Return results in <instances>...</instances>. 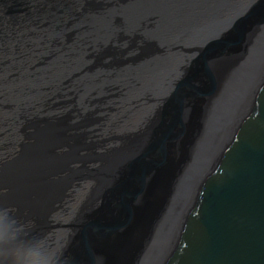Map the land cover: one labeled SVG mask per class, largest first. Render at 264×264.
Wrapping results in <instances>:
<instances>
[{"label":"water","instance_id":"95a60500","mask_svg":"<svg viewBox=\"0 0 264 264\" xmlns=\"http://www.w3.org/2000/svg\"><path fill=\"white\" fill-rule=\"evenodd\" d=\"M161 1L150 0L149 29L168 19L179 36L196 34L204 43L145 134L125 136L117 147L104 138L79 141L58 153L72 140L65 130L81 126L71 124L72 113L61 116L37 132L40 144L26 161L2 164L0 205L55 251L56 221L72 218L69 205L56 206L90 180L63 264H264V0L231 22L217 19L223 7L214 5L200 29L198 0ZM179 15L192 21L176 24ZM223 58L235 67L221 80L215 69ZM220 87L228 105L209 152L204 139L214 130ZM107 119L98 115L92 124Z\"/></svg>","mask_w":264,"mask_h":264},{"label":"bare ground","instance_id":"6f19581e","mask_svg":"<svg viewBox=\"0 0 264 264\" xmlns=\"http://www.w3.org/2000/svg\"><path fill=\"white\" fill-rule=\"evenodd\" d=\"M82 1L83 0H51L50 2L53 3L52 6H43L42 13L46 19L42 20L44 21L42 26L46 25L43 28L35 29V31L31 27H22L21 24L19 25L18 23L10 25L9 27L14 28V30H7L6 34L14 35L15 38L19 37V39L17 38L16 41L7 42L8 38H4V40L2 37L0 38V65L2 64L1 60H3V62L6 60L9 62V64L3 66L1 70L9 71L13 69L21 72V76L17 75L15 77L19 80L21 78V80L13 84L15 93L19 94V98L16 99V101L19 102L16 115H18L19 111L23 114L31 112L33 109H31L30 105L39 101L45 95V91L49 90L44 89L42 83L43 78L49 80L52 91L56 89L57 86L63 85L62 83L67 79L68 82L65 83L66 87L69 83L76 82L73 85L78 86L85 84L87 89H92L95 87L93 86L95 82H108L109 79L116 80V78L121 77L122 79L119 83L123 86L122 98H126L123 106L127 107L124 119L127 121L129 120V124L127 122L125 127H123V136L121 138L112 139L117 141V143L111 146H122L125 144V136L138 137L145 134L149 126L156 119L160 108L165 103L166 97L171 94L174 83L178 80L181 72L189 65L198 51H200L204 42L199 36L197 41L196 34H190V37L187 39L179 36L177 33L178 30L168 27V19H163L157 29H149L148 13L153 8L150 0H101L103 3L100 2V4L93 7L90 6V10L81 8ZM44 2H46V0H44ZM163 2H165V0L161 1V3ZM251 2H253V0H198V15H200L198 17V29L210 19L211 14L209 9L214 5L223 7L220 9V12H218L219 16L217 19L223 22L227 20L231 22L239 15L240 10L248 7ZM39 5L40 3H38V6ZM204 7L206 8L205 10H203ZM28 9L19 11L18 14L20 15H16L14 18L19 19L21 22H23V20L29 21L28 19L31 18L34 11L31 9L32 12L28 13ZM15 13L17 12L13 14ZM202 13H204L205 17ZM180 17V19L175 21L176 24L184 23L187 26L188 23L192 21V19H185L183 15ZM202 17H204V19ZM11 19H13V17ZM68 22L72 26L68 27L70 30L77 31L82 27V34L84 35L82 40L85 41L84 46H82V41L78 37L79 33L75 32V34H73L74 38L72 40L69 39L68 44L60 43V45L55 48L54 51L60 50V52L54 53H63L62 57H56L52 54V49L56 46V41L64 34L65 30H63V28L65 23ZM225 29V27L222 28V30ZM15 32L18 34L16 35ZM24 35L36 36L35 38L37 39H33L35 43L34 50H32L33 44L28 47L25 45L27 40L23 37ZM23 38L25 39L24 41ZM19 40H21L22 43H19ZM54 41L55 45H53ZM90 44L92 47L87 50V53H90V49L95 51L94 55L97 53L95 57H98V60L93 59L94 56L92 58L86 57L84 47L86 48ZM107 47L110 50L100 55V52ZM120 48L122 49L121 57H125V59L117 61ZM113 49L115 50L113 51ZM64 52H66L65 55ZM41 53L44 56L46 54L52 55L47 59L44 58L46 62H48L45 65L47 69H44V65H37L31 68L33 64H30V62L36 60V55ZM88 62L91 63L89 70L70 78L69 74L71 71L74 69L79 70V67H83V65ZM221 62L222 64H219L215 71L222 80L227 77L229 71L233 72L235 66L233 67V59L228 60V58H223ZM57 77L64 79L59 80ZM225 94L226 90L220 87L213 99L214 101L218 98L215 107L216 117L213 119L211 117L210 119V124L213 126L214 130H209L206 133V136L210 133V135H208L209 137H205L204 139L206 151H209L213 146V142H216V135L214 132H217V130L215 127L222 119L220 117L222 115V110L228 105ZM43 98L41 105H45L49 102V99L44 101ZM30 116H32V113L22 116V120ZM224 119L227 121V116H224ZM37 122L38 121L33 119L25 121L27 125L24 131L33 130L28 136L32 144L27 142V140L24 144L21 143L19 146V156L11 161L4 162V164L9 163L6 165L7 167L13 166L11 163L13 161H26L31 152L38 148L40 143L37 132L47 129L50 126L39 127ZM38 123L42 124L41 122ZM78 128L77 132L84 130L83 128ZM73 130L76 132L75 128H73ZM69 132L70 129L65 130L64 134L67 136H64V139L68 137V135H71L72 138L73 135L69 134ZM69 142L70 140L65 139L63 144L55 147L54 150L59 153L60 150L69 148ZM26 143L27 145H25ZM6 146L11 148L14 147L12 144ZM196 163L197 157L192 164L195 166ZM74 164L77 165V163ZM6 166L3 167L1 165L0 171L6 170ZM92 184L94 185L93 182ZM66 202H64V204L62 202L56 207L62 208L67 205ZM98 202L99 199L97 200V204ZM92 206L93 205H91V207ZM71 214H73L71 220H74L77 212H72ZM180 218L179 216V219ZM175 224L176 222L174 225ZM167 230L171 231L168 227ZM172 235L173 234H169L168 236L172 237ZM71 237L60 232L57 233L56 250H62L63 252L64 249H61L63 248V244L67 243L68 245V240H70ZM162 251H164V249ZM63 256L64 252L62 253V257Z\"/></svg>","mask_w":264,"mask_h":264},{"label":"rangeland","instance_id":"374dc122","mask_svg":"<svg viewBox=\"0 0 264 264\" xmlns=\"http://www.w3.org/2000/svg\"><path fill=\"white\" fill-rule=\"evenodd\" d=\"M3 1V2H2ZM35 1V2H34ZM51 0H0V38L4 40L8 38V41H16L17 38H15L14 35H8L6 34V31H13L14 28H10V25L15 24H21V26L25 27H31L34 31L35 29L43 28L45 25L42 26L43 22L42 20L46 19L43 15V6L50 7L53 5ZM248 1V0H247ZM255 1V0H253ZM2 2V3H1ZM103 3L101 0H83L81 2V8L90 10V6L93 7L97 4ZM38 3L40 5L38 6ZM44 3V4H43ZM83 3V4H82ZM108 3V2H106ZM252 3V2H251ZM33 4V5H32ZM30 5V6H29ZM37 7V8H35ZM29 8V9H28ZM25 9H28L27 12H32L31 9H33L34 13L31 15V18H29V21L23 20L21 22L19 19H15L14 16L20 15L18 14L19 11H23ZM38 9V10H37ZM14 12H17L13 14ZM13 17V19H11ZM15 22H14V21ZM42 21V22H41ZM49 21V20H48ZM20 27V26H17ZM68 27H72L71 24L65 23V26L63 30H65L64 34L56 41V46L52 49L53 53L56 57H62L63 53L56 54L54 52L60 50L54 51L56 47H58L61 44H68L69 39L72 40L74 38L75 32L79 33V38L82 41V46H84L85 41L82 40L84 35L82 34V27L80 29L76 30H70ZM66 28V29H65ZM16 35L18 34L15 32ZM27 42H25V45L32 46V50H34L35 43L33 42V39L36 37L35 35H24L23 36ZM23 38V41L25 40ZM37 39V38H35ZM18 41V40H17ZM19 43H22L21 40H19ZM55 41L53 42V45ZM92 47L90 44L88 47H84L85 49V55L88 58H92L98 60V57L96 58V54L94 55L95 51L90 49V53H87L88 49ZM110 49L107 47L102 52H100V55L105 54ZM115 49H113L114 51ZM121 51L122 49H119V55L117 56V61H121L125 59V57H121ZM66 52H64L65 55ZM36 54V53H35ZM53 55V56H54ZM84 55V56H85ZM41 56V57H40ZM52 56L51 54H46L45 56L41 54H37V59L34 61H31L30 64H33L31 68L36 67L37 65H46L48 62H46V59ZM40 57V58H39ZM39 58V59H38ZM46 58V59H44ZM6 60V59H4ZM2 64L0 65V169H1V163L11 161L14 158H17L19 156V146L21 143L27 142L32 144V141L29 140V133L33 132V130L24 131L27 124H25V121H29L30 119L36 120L38 122H41L42 124L38 123L39 127H45L47 125H53L55 124V121L57 122L58 119L61 116H64L66 114H71V124L73 125H81L80 128H83L84 130L74 132L73 128L70 130L69 134H72L74 137L71 138L69 142V148H66L64 150H60L59 153H64L65 151H68L70 149V146L75 147L76 144L81 141L83 145L89 143L90 141L94 140V142L99 143L98 141L105 139L104 143L105 145H115L117 141L112 140L113 138H121L123 136V130L129 120H125L124 117L126 116V106L124 107V101L123 99V86L119 81L122 79L121 77H118L115 79H109L108 82H99L96 83L94 80L92 89H87L85 87V84L81 85H73L74 83H69L66 87L65 83L68 82V79L63 82V85L57 86L56 89L51 91V84H49V80L47 78H43L42 83L44 89H49L48 91H45V95L42 97L43 100H48L49 102L45 105H41L42 98L32 103L31 109H33L31 112L32 116L25 118V120H22V116L28 115L23 114L22 112H18V115H16V110L19 108V102L16 101V99L19 98V94H16L14 91L13 84L18 81L19 79H16L15 77L21 76V72H18L16 70H9V71H3L1 70L3 66H6L9 64V62L1 60ZM29 64V65H30ZM91 67V63H85L83 67H79V70L74 69L70 72L69 76L74 77L77 74H81L83 72H86ZM29 68V69H31ZM36 69V68H35ZM46 70V66L44 67ZM47 72V71H46ZM60 75V74H59ZM23 76V75H22ZM58 76V75H57ZM67 76V75H66ZM59 80H62L64 78L57 77ZM21 80V78H20ZM19 80V81H20ZM40 86V85H38ZM115 95V97H114ZM105 116L107 119V122H102L101 124H92V117ZM29 119V120H28ZM40 120V121H39ZM8 121V122H5ZM24 131V132H23ZM22 132V133H21ZM88 133V135H87ZM90 133V134H89ZM83 135H86V137H83ZM82 137V138H81ZM27 138V139H26ZM86 139V140H85ZM108 140V141H107ZM110 140V141H109ZM112 140V141H111ZM101 142V141H100ZM74 143V144H73ZM12 144L14 147H7L6 145ZM27 145V143L25 144ZM100 146V144L98 145ZM101 148H96L97 152H100ZM85 153L89 152L87 149H84V151L81 153V155H85ZM97 165V163H91L92 165ZM88 166V165H87ZM77 184H83L85 187L83 190H80L78 194L75 196H72L71 199L68 197V199L65 200L67 205L71 207V213L77 212V214L80 212V205L85 204L86 202V196L88 197V194L91 187H93L92 182L89 181H82L78 182ZM90 200V199H89ZM93 207L97 204V200L94 198L91 202ZM90 204V205H91ZM58 206V205H57ZM70 213V214H71ZM74 214V213H73ZM73 214H71L73 216ZM76 214V216H77ZM71 216L69 215L67 219L60 218L56 221V230H58L60 233L67 235L68 237H71L74 235L73 232H75V227L73 226V222L76 221L71 220ZM64 230H67L65 232ZM69 242V240H68ZM67 243L63 244V248H66ZM63 250V252H64ZM62 252V253H63Z\"/></svg>","mask_w":264,"mask_h":264},{"label":"clouds","instance_id":"9594fccd","mask_svg":"<svg viewBox=\"0 0 264 264\" xmlns=\"http://www.w3.org/2000/svg\"><path fill=\"white\" fill-rule=\"evenodd\" d=\"M0 264H63L62 250L54 251L10 208L0 205Z\"/></svg>","mask_w":264,"mask_h":264}]
</instances>
